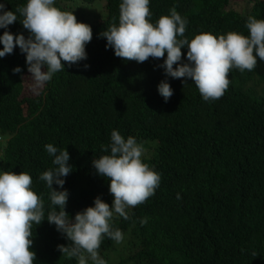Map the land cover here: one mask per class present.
I'll list each match as a JSON object with an SVG mask.
<instances>
[{
  "label": "trees",
  "instance_id": "obj_1",
  "mask_svg": "<svg viewBox=\"0 0 264 264\" xmlns=\"http://www.w3.org/2000/svg\"><path fill=\"white\" fill-rule=\"evenodd\" d=\"M101 1L54 0L55 7L90 25L93 38L86 44V60L71 66L62 61L64 70L39 91L44 102L39 113L23 116V105L38 101L24 93L30 74L26 54L17 46L0 58V137L14 136L9 150L2 152L7 159L0 156V171L34 176L31 188L44 202L45 220L32 228L34 264H78L58 250L71 242L47 221L54 207L51 189L39 177L56 165L45 145L69 153L73 170L61 177L63 189L53 188L68 191L65 211L74 220L77 212L94 206L97 196L113 203L110 181L93 166L94 159L110 154L101 145H110L113 130L143 145L142 160L161 181L145 203L127 209L128 220L114 214L113 228L137 244L118 252L116 242L105 236L99 254L106 264H264V61L257 57L253 71L231 69L224 95L204 101L190 78L165 75L159 65L167 53L137 63L106 48L100 33L119 24L122 0H103L105 11ZM245 1L249 9L242 12ZM0 3L15 12L27 0ZM173 6L188 21L184 35L189 41L202 32L247 36L248 16L264 19V0H150V20L156 23ZM16 15V22L0 28V36L7 30L28 37L23 17ZM181 51L186 63L188 49ZM16 67L22 71L14 73ZM163 80L173 90L168 103L159 98Z\"/></svg>",
  "mask_w": 264,
  "mask_h": 264
},
{
  "label": "clouds",
  "instance_id": "obj_2",
  "mask_svg": "<svg viewBox=\"0 0 264 264\" xmlns=\"http://www.w3.org/2000/svg\"><path fill=\"white\" fill-rule=\"evenodd\" d=\"M101 4L105 11L106 2L102 0ZM149 4L150 0H122L119 24L113 23L100 33L106 38V48H112L116 57L137 63H143L150 57L163 58L167 53V58L159 65L165 75L174 79L190 78L204 101L217 100L224 95L230 85L228 75L231 69L253 71L257 57L264 61V19L248 16L247 36L235 31L218 37L211 32H202L189 41L184 35L188 21L182 18L175 6L169 15H162L154 23L150 20ZM16 13L23 17L20 23L29 35L26 38L22 33L14 35L4 31L0 36L3 44L0 58L12 54L18 46L26 54L30 73L26 78L28 86L31 77L34 87L43 90L55 73L64 70L62 61L71 66L87 59L86 44L93 38L92 29L90 25L78 22L73 12L55 7L54 0H27L15 12L6 10L5 4L0 3V28L7 29L16 22ZM184 47L188 49L186 63L182 62L181 49ZM88 67L84 65L85 69ZM21 71L20 67L13 69L14 73ZM158 92L163 97H159L160 101L165 103L173 95L166 80L159 83ZM38 93L29 94L37 97L38 101L34 105H23L24 117L43 109L44 102ZM13 141V135L0 137L1 157L7 159L2 152L8 151ZM109 148L110 154L94 159L93 166L100 176L110 181L113 203L109 206L97 196L94 206L77 212L73 220L65 211L68 191L53 188L56 184L63 189L65 180L61 177H67L73 170L68 163L69 153L52 144L45 145L47 153L55 157L53 164L56 165L39 177L51 189L50 201L54 207L48 212L47 221L71 242L68 246L58 245V250L69 259L76 258L78 264H88L89 259L93 264H106L107 259L99 254L105 236L115 241L118 248L137 244L130 237H123L119 228H113L114 214L128 220L127 209L145 203L160 186L161 175L143 162L144 147L134 137L125 139L118 130H113L110 145H101L104 152ZM32 178L34 176L27 172L0 171V264H34L36 260V253L31 250L32 228L33 224L39 225L45 219L44 202L32 190ZM177 198H180L179 193ZM140 223L146 224L147 217Z\"/></svg>",
  "mask_w": 264,
  "mask_h": 264
},
{
  "label": "rangeland",
  "instance_id": "obj_3",
  "mask_svg": "<svg viewBox=\"0 0 264 264\" xmlns=\"http://www.w3.org/2000/svg\"><path fill=\"white\" fill-rule=\"evenodd\" d=\"M99 4H100V3L97 2V5H99ZM239 9L242 10V12H246L247 9H249V3L246 2V1L243 2V3H241ZM29 81H30V85L28 86V83L26 84V89H25L24 93H25L26 95H29V94H31V93H34V94H35L36 92H39V90H40L41 88H36V87H34V84H33V81H32V78H31V77L29 78ZM121 250H122V248L119 247L118 252H120ZM118 252H116V254H117ZM116 254H115V255H116Z\"/></svg>",
  "mask_w": 264,
  "mask_h": 264
}]
</instances>
